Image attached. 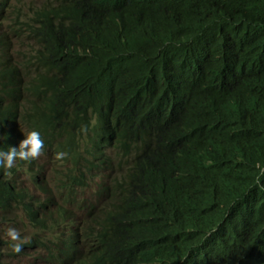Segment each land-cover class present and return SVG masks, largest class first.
Segmentation results:
<instances>
[{
  "label": "trees",
  "instance_id": "1",
  "mask_svg": "<svg viewBox=\"0 0 264 264\" xmlns=\"http://www.w3.org/2000/svg\"><path fill=\"white\" fill-rule=\"evenodd\" d=\"M9 19L0 149L36 129L42 155L64 153L48 181L38 158L0 169V218L20 210L42 233L21 250L43 245L49 263L264 264V0H0ZM35 164L36 199L11 175ZM84 195L103 204L76 216ZM7 243L0 234V264Z\"/></svg>",
  "mask_w": 264,
  "mask_h": 264
},
{
  "label": "rangeland",
  "instance_id": "2",
  "mask_svg": "<svg viewBox=\"0 0 264 264\" xmlns=\"http://www.w3.org/2000/svg\"><path fill=\"white\" fill-rule=\"evenodd\" d=\"M25 1L27 2L28 7L33 2V0ZM19 2L22 6V10L24 11V0H19ZM11 20L12 19H9L5 22H3V20L0 21V32L3 29H9L10 26L13 25ZM14 45V53L16 55V58L18 61H20L22 65H24V34L21 35L18 40L17 38H15ZM48 132L54 135L51 128L48 129ZM86 140H88V145L90 147L89 139ZM42 154L39 155L37 158L39 160V163L43 164V178L45 181H48L54 174V168L60 158L57 159L56 152L54 150H50L44 155ZM101 160L105 162L104 158H102L100 155V159L98 160V162H102ZM38 171L39 166L35 164L33 165L31 171H29L27 166L23 165L22 167H19L15 172H11V175L14 177V179L19 185H23L27 190L33 193L34 199L38 197L43 198L41 194L42 191L37 188V185L33 182V177L35 175H38L39 177L41 176V173H38ZM48 202L49 199L46 198L44 203L48 204ZM55 203L58 205L60 203V199L55 198ZM102 204L103 201H96L94 199H91L89 196L84 195V197L79 200L78 207L75 208V215L80 216L83 214L84 211L89 208L92 211H95L96 209L100 208ZM0 221V234L5 238V240H7V238L4 235V230L8 227L16 228L20 232L22 239H24L25 241L38 233V236L40 238L42 237V233H40L39 229L33 225H30L24 218L23 212L20 210H13L11 214H6V217H1ZM4 254L5 255L3 256V264H53L51 262L49 263L48 252L43 245L34 246L31 248H23L21 252L14 253L7 243L6 248L4 249Z\"/></svg>",
  "mask_w": 264,
  "mask_h": 264
},
{
  "label": "clouds",
  "instance_id": "3",
  "mask_svg": "<svg viewBox=\"0 0 264 264\" xmlns=\"http://www.w3.org/2000/svg\"><path fill=\"white\" fill-rule=\"evenodd\" d=\"M44 151V140L41 133L32 129L23 133V138L19 140L16 146H8V149H0V169H13L18 161L31 162L36 159ZM64 155L62 152L56 153L57 159ZM256 183H260V177H256ZM4 235L8 240V246L14 253H19L23 244L26 242L22 239L20 232L14 227H8L4 230ZM55 257V256H54ZM53 264L63 263L55 258L50 260Z\"/></svg>",
  "mask_w": 264,
  "mask_h": 264
}]
</instances>
